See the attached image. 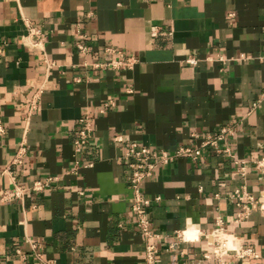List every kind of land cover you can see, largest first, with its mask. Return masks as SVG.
Wrapping results in <instances>:
<instances>
[{"label":"crops","instance_id":"crops-1","mask_svg":"<svg viewBox=\"0 0 264 264\" xmlns=\"http://www.w3.org/2000/svg\"><path fill=\"white\" fill-rule=\"evenodd\" d=\"M109 49L133 64L97 67L118 59ZM262 94L264 0H0V193L12 178L27 189L52 179L0 201V264H145L121 160L131 143L172 157L141 188L154 264H215L204 236L217 216L257 254L224 264H264V171L250 164L264 157ZM82 117L92 134L75 153ZM223 128L233 159L177 155ZM239 189L253 202L236 224ZM185 231L198 240L177 242Z\"/></svg>","mask_w":264,"mask_h":264},{"label":"built area","instance_id":"built-area-1","mask_svg":"<svg viewBox=\"0 0 264 264\" xmlns=\"http://www.w3.org/2000/svg\"><path fill=\"white\" fill-rule=\"evenodd\" d=\"M157 33L158 30L152 31L153 36L157 35ZM31 34L35 33L31 30L30 35ZM79 49L84 51L83 47H79ZM108 51L118 57V59H112L103 65H97V67L110 66L113 68H129L133 64V61L125 58L120 51L111 49ZM186 63L195 65L196 60L193 57H188V59H186ZM262 100H264V94L259 97L257 103L261 102ZM77 122L80 125V129L78 131V136L74 141L75 153H78L83 148L92 134V126L87 117H82ZM227 133L228 129L223 128L215 136L207 135L201 140L199 149H179L177 151V155H184L186 157L196 159L199 155L200 149L210 147L216 152L227 154L233 159L227 149L221 150L219 147L220 142L224 139V136ZM114 141L120 142V137H115ZM24 155L25 148L22 146L17 151L12 163L21 164ZM121 160L125 163L126 169L129 173L130 190L132 192L130 210L135 217V226L137 230L146 240L143 260L145 264H154L157 255V241L159 240V236L155 234L150 228L149 219L145 211V206L148 204V201L142 196L141 188L143 181L151 175L153 169L156 168L157 165L170 162L172 157H169L164 151L154 152L148 147H139L135 143H131L121 155ZM234 163L237 167V173L241 177H244V170L247 166V162L234 159ZM250 164L255 170L264 171V157L254 159L250 162ZM51 180L52 179H46L45 181L35 182L29 189H27L15 184L14 178H12V187L0 193V201L5 203L13 200L21 201L26 192L29 190L33 192H40L49 185ZM233 199L235 202V207L237 208L234 223L239 224L244 222L250 216L253 199L249 195H246L243 189L236 190L234 192ZM215 225L217 228L215 233L204 236L207 246L209 247V251L204 255L205 259L212 258L215 261V264H224V257L226 256H233L236 258H257V254L252 249H243L235 237L229 233H226L223 227V222L219 216L215 217ZM175 237L177 242L191 243L198 240V234L192 231L176 232Z\"/></svg>","mask_w":264,"mask_h":264}]
</instances>
